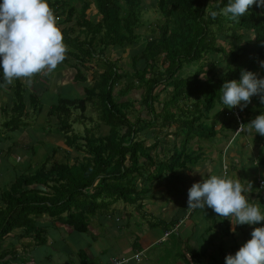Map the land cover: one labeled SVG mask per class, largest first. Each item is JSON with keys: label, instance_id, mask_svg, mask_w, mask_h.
<instances>
[{"label": "trees", "instance_id": "1", "mask_svg": "<svg viewBox=\"0 0 264 264\" xmlns=\"http://www.w3.org/2000/svg\"><path fill=\"white\" fill-rule=\"evenodd\" d=\"M227 2L156 0L161 18L156 35L145 40L139 55L132 56L128 74L107 59L105 52L139 41L137 29L143 23L140 0H48L59 17L58 27L68 47L63 62L75 71L74 81L86 82L81 69H88L86 64L91 59H99L104 69L95 74L92 86L83 88V98H58L48 109L47 118L55 120L66 147L83 154L82 158L71 165L67 161L51 163L52 150L39 165L26 166L1 191L0 248L16 230L20 231L18 239L32 238L36 246L44 245L47 230L38 221L44 216L86 234L90 218L107 212L112 204L121 201L140 210V201L154 183L195 169L203 157L196 141H212L219 133L209 121L212 116L230 115L236 124L234 110L221 102L223 83L238 81L241 70L264 77L260 67L264 61V7L253 5L235 22L221 12ZM92 5L97 20L87 15ZM212 11L218 13L215 18ZM219 40L226 41L228 48ZM215 55L228 60L224 67L217 66ZM138 60L143 62L142 68L137 67ZM197 63L191 76L179 74L185 65ZM1 85H6L3 75ZM161 85L166 95L159 101L154 92ZM138 87L144 90L139 107L145 114L139 112L131 122L128 115L135 102L128 96ZM8 88L11 106L2 112L9 114V119L1 123V130L15 132L27 125L29 110L40 113L42 104L36 95L27 94L21 80ZM89 104L108 128L106 134H96L88 127L84 135L74 131L73 124H82ZM74 110H79L77 116ZM237 111L241 122L247 124L264 113V105L254 96L243 111ZM224 124L221 128L230 130L231 122ZM172 128L174 131L168 133ZM162 134L172 136V142L161 139ZM253 134L264 146V136ZM148 138H153L150 145H146ZM257 160L264 166V151ZM156 225L169 226L161 221ZM8 254L16 256L14 251H3L0 260ZM195 256L198 258V253Z\"/></svg>", "mask_w": 264, "mask_h": 264}, {"label": "rangeland", "instance_id": "2", "mask_svg": "<svg viewBox=\"0 0 264 264\" xmlns=\"http://www.w3.org/2000/svg\"><path fill=\"white\" fill-rule=\"evenodd\" d=\"M141 2V16H142V26L137 29V32L140 36L139 41L132 46H124V47H112L109 48L106 53V58L112 62H115L117 67L121 69V71L126 72L128 74L131 73L132 70V56L139 55L140 51L143 48V44L145 40L150 37H154L156 34L154 31L156 30V25L161 18L156 9V0H140ZM87 15L91 20H97L99 18L96 10L93 5L90 7L89 11H87ZM218 43L222 44L225 48L227 47L226 41L219 40ZM223 56H216L215 61L217 62V66L220 68L221 66H225L228 62L227 59H224ZM209 58V57H208ZM208 61V60H207ZM138 60L137 67L142 68L143 62ZM89 68L81 69L82 74L86 76V82H75L74 75L75 71L67 66L64 62H62L52 74L45 75L39 74L36 75L32 84H27L24 80L23 83L27 88V94L31 93L36 95L42 104V111L40 113H33L32 110H29V116L25 120L27 125L23 126L20 130L15 132H5L1 130V123L7 119H9V114H5L2 112L3 108H9L11 106V92L8 86L10 85H1L0 86V132H2V142H0V194L1 191L6 189L9 184H11L14 179L20 175L22 172L26 170V166H33V168L39 165L47 155L51 154V151L54 150L52 154V161L56 162H64L67 161L70 165L73 164L76 160L82 158L80 152L69 149L64 144V140L61 134L56 131V125L54 119L47 118V111L52 104H55L58 98L67 97V98H83L85 96L84 89L85 87L92 86L94 84L93 78L95 74L101 73L104 69L102 62L97 59H91L86 64ZM199 66V63L192 65H185L179 74L183 77H189ZM2 74V69H0V76ZM150 73L146 77H149ZM137 85V83H135ZM163 86H159V88L155 89L154 94L158 95L159 101H162L166 95V91L162 92L161 89ZM144 90L136 88L133 92L128 96V98H132L134 103L133 110L130 111L128 115L131 122H134L139 112H142V115L145 114V110L139 107V102L141 96H143ZM159 101L157 103H159ZM253 102V101H252ZM158 104H155V106ZM29 105L27 104V109ZM233 110H240L238 107L233 108ZM232 110V111H233ZM241 111V110H240ZM239 112V111H237ZM74 115L79 114V110H74ZM215 111L211 113L214 115ZM230 115L226 117L219 116L215 118L212 116L210 119V123L215 125V129L219 131L217 137L212 141H196V145L201 148L203 153V157L199 164L195 167L193 171L189 172H176L173 176L164 177L159 182L153 184L155 186H159L161 184L174 183L178 182V184L188 185L193 181L199 182L202 177H207L212 174H221L224 171V167H227V172L230 176H234L235 174L239 179L246 182H250L252 189L248 193V198L250 201H260V199H264L256 193L258 188L254 187L256 184L257 178L261 174L264 176V169L259 167L258 165H254L253 162L258 159L259 156L263 154V146L259 144L258 140L253 133L249 134L246 131H241L234 139L233 136L236 132V124L234 120L229 119ZM229 119L231 121L230 130H226L221 128V123H224ZM228 121V120H227ZM88 127L92 129L96 134H106L108 128L103 125V123L99 120L98 113L93 106H89L85 112V118L82 121V124H73L74 131L79 135H84V128ZM174 129L167 130L168 133L173 132ZM222 131V132H221ZM161 135V139L166 141L167 143H171L173 140L172 136H163ZM233 141H232V140ZM229 141L232 143L229 144ZM153 142V138L146 139V145H150ZM197 148V147H196ZM233 148L232 152H229L230 149ZM227 151V152H226ZM224 152L228 155L225 156ZM159 155L161 153L159 150L157 151ZM224 154V158H223ZM221 160V161H220ZM225 160V161H224ZM218 162H222L218 165ZM194 173V174H193ZM152 185V186H153ZM189 186V185H188ZM247 186V185H246ZM153 187H151L152 189ZM155 188V187H154ZM172 191V190H171ZM188 191V190H187ZM161 193H165L166 191H160ZM156 194L158 192H155ZM183 193V189L180 191H175L173 196L175 198L178 197V200H183L184 207L180 209L178 215L181 216L186 213L187 210V193ZM160 197L158 195H154L152 192L146 196V199H156ZM264 197V196H263ZM144 200V199H143ZM142 201V200H141ZM140 201V202H141ZM120 208L118 211L113 213L112 218V228L109 227L111 225L110 221L106 222L105 231L102 233V236H107V232H112L113 237H120L121 233L125 232V229L122 227V223H115V218L118 215H122L127 211V209L132 208V212H136V207L130 206L127 203L120 202ZM141 205V203H140ZM142 208V205H141ZM140 208V210H141ZM210 208L205 206L203 210L196 209L191 216V220L196 224L193 232L187 231L182 232L183 235L179 236V233H173L170 237L165 238L164 242L161 244H155L150 249H194L197 250L201 256L199 261L202 264H225V256L228 254H235V252L245 243L248 239L251 238L250 233L254 227H259V225H243L236 226L235 233L231 231L232 225L227 219H224L225 224L221 226V223L218 222L216 225H212L211 228L214 232L216 229L222 230L225 226L229 227L230 234L223 235L222 233H218L214 236V242L211 241V236L213 233L211 231H205L208 226V220ZM262 211L263 208H262ZM212 218H215L216 214L211 210L210 213ZM158 216V215H157ZM148 216H145L144 222L147 229L148 227ZM220 218V217H219ZM156 221V218H154ZM197 221V223H196ZM220 221V220H219ZM54 222V221H53ZM49 222L45 225L47 226V244L31 247L27 249V257L22 256L21 254L16 253V258L12 255H9L4 259V262L0 261V264H26L32 263L31 258L34 256L36 264H44L39 258V255H43L42 251H51L52 249H58L61 247L62 242L61 239L69 238L68 234L64 232V229H69L72 232L71 241L77 242L78 239L80 241L87 239V236L84 234H79L78 232L73 231L68 226H64L63 224L58 222ZM113 223L116 225L113 226ZM264 224V222L262 223ZM151 229V228H150ZM218 229V230H219ZM161 231V230H160ZM19 234L18 230L14 231L13 234H10L7 237L4 244H2L0 248V252L3 251H15L17 249H25L22 243H18L16 240V235ZM177 234V235H176ZM186 237H190V240L186 243ZM31 242L33 241L32 238ZM115 239V238H114ZM29 240V241H30ZM117 249H123L126 246L125 242L127 241L126 235H122L120 238L115 239ZM28 242V241H27ZM213 242V244L211 243ZM217 242H221V245L217 244ZM34 243V241H33ZM111 243L110 239L107 241L101 240L99 242V247L106 249ZM131 245V241H129ZM25 245L27 243H24ZM35 244V243H34ZM214 249H218L220 247V251H213L212 254L204 255L205 250L210 246ZM130 245L126 246V249H130ZM31 249V250H30ZM32 249H36V253L32 254ZM163 253L165 256L166 264H172L173 261L177 260V255H173L171 251ZM180 255L183 254V251L179 252ZM198 257V258H199ZM198 261H195L196 264H201ZM34 264V263H33Z\"/></svg>", "mask_w": 264, "mask_h": 264}, {"label": "clouds", "instance_id": "3", "mask_svg": "<svg viewBox=\"0 0 264 264\" xmlns=\"http://www.w3.org/2000/svg\"><path fill=\"white\" fill-rule=\"evenodd\" d=\"M253 5L264 7V0H228L221 12L239 22ZM217 14L211 12L213 18ZM58 21L48 0H0V69L6 85L16 80L31 85L36 75L52 74L66 59L68 47ZM260 67L264 68V61ZM219 91L221 102L228 109L238 107L243 111L254 96L264 105V77L258 78L252 71L241 70L238 81L224 82ZM238 131L264 136V113L241 124ZM253 164L258 165L259 161ZM251 189L250 182H242L236 174L230 176L225 169L191 185L187 209L203 210L207 206L218 217L227 219L235 233L236 226H253L264 221L262 206L248 198ZM250 236L234 255L225 256V264H264V226L254 227Z\"/></svg>", "mask_w": 264, "mask_h": 264}, {"label": "crops", "instance_id": "4", "mask_svg": "<svg viewBox=\"0 0 264 264\" xmlns=\"http://www.w3.org/2000/svg\"><path fill=\"white\" fill-rule=\"evenodd\" d=\"M227 120L231 122L229 119ZM232 141H229V144L232 143ZM232 151L233 148L230 149L229 152ZM263 151H264V146H263ZM226 152H224L225 156L227 155ZM224 154H223V158H224ZM227 160H228V155H227ZM218 163H219L218 165H220L222 162H218ZM258 166L264 169V166L260 164H258ZM259 178L264 179V176L260 174ZM193 183H195V181L188 184L189 186L188 185L181 186L180 184H178V182H174L172 184L165 183L159 186L153 185L151 192L154 195H158L160 197L151 200L145 198L140 202L142 205L141 210L135 208L137 213L133 214L132 208H130L127 209V211L123 214V216L118 215L115 218V223L116 224L122 223V227L125 229V232L121 234L126 235L127 237V241L125 242L126 246H129L130 245L129 241H131L130 249H126V246L123 247V249H119V247L117 249L118 245L115 243L116 242L115 239L120 238L122 235H120V237H113L112 232H109V234L107 232L106 237L102 236V238H100L102 233L106 230L105 229L106 222L110 221L111 225H109V227L112 228V218L114 217L113 213L115 211H118L121 204L120 203L121 201H118L112 204L107 212L96 214L94 217L90 218L88 232L84 234L87 236V239L82 241L78 239L77 242H73L70 240V238L72 237V232H70L69 229L65 228L64 232L68 234L69 238L61 239L62 245L58 249H52L49 252L42 251L43 255H39V258L42 262H44V264H111L114 261L119 262V264H166L165 256L163 255V253L166 254L165 252L167 250V251H171V253H173L174 256L177 255L176 257L177 260L173 261L172 259V264H196L195 261L200 262L199 261L200 257L196 258L195 255L198 253V255L201 256V254L194 249H187L185 247L184 249H150L155 244L163 243L165 238L170 237L173 233H177V234L179 233V236H181L183 235L182 232H185V234L187 233V231L193 232L196 224L191 220L192 219L191 216L193 212H195L196 210L187 209L185 214L179 216L178 213L180 209L184 207V203L183 200L182 201L180 200L179 202L178 197L175 198L173 196L175 191H180L181 189H183V193L179 195L182 197L184 193H187V190L191 187ZM254 187L256 188V184ZM160 191H166V192L163 194ZM155 192L158 193L156 194ZM256 193L258 195L260 194L259 191L257 190ZM258 202L264 210V199H260V201ZM133 206L135 207V205ZM211 210L212 209H210L209 211L210 219L208 220V226L205 229V231H211V233H213L211 236V241H213L215 235H217L219 238L218 233H222L223 235L225 234L229 235L230 231L226 232V230L229 229L228 226H225L223 230L222 227H220V229L218 227L219 230L216 229V232L213 231V229L211 228L212 225H216L218 222H220L222 226L223 224H225V221L224 219L219 218L217 214L215 218H212L210 215ZM145 216H148L147 219H149L148 221L149 229H147V227H144ZM154 218H156V221H154ZM38 221L39 224L43 225L46 228V230L48 228L45 224L49 222H53L50 218L45 216L39 219ZM160 221L164 222L166 225L169 224V226L163 227L162 225L161 226L156 225V223ZM263 222L264 221H262L260 225L259 224L257 225H259V227L261 225L264 226V224H262ZM115 223H113V226L116 225ZM18 232L20 231L18 230ZM46 235H47V231L45 232V238ZM17 236L18 233L16 235V240H18V243H22L25 249H17V252L15 250L14 253H18L24 257H27V249L31 247H36V245L33 243V241L31 242L30 239H29L30 241L25 237L18 239ZM109 239L111 243L109 244L108 248L103 249L98 246L101 240L107 241ZM189 240L190 237L189 238L186 237V243ZM213 242L211 243L213 244ZM24 243L27 244L25 245ZM45 244H47V239ZM212 244L211 247L209 246L208 249L205 250L204 255L212 254L213 251H220V248H222L220 247L218 249H214L212 247ZM217 244L221 245V242H217ZM32 250H33L32 254L36 253V249H32ZM181 251H183L182 255L179 254V252ZM136 255H138L137 256L138 260L135 259ZM4 259L0 261L5 263ZM31 260L32 263H26V264H33V263L36 264L34 256L31 258Z\"/></svg>", "mask_w": 264, "mask_h": 264}, {"label": "built area", "instance_id": "5", "mask_svg": "<svg viewBox=\"0 0 264 264\" xmlns=\"http://www.w3.org/2000/svg\"><path fill=\"white\" fill-rule=\"evenodd\" d=\"M234 117L236 119V124H237V128H236V131L239 129L240 125L243 124L239 118V112H237L236 110L234 111ZM239 132L241 131H238V132H235V135H237ZM227 169V167L225 166L224 167V170ZM256 186L258 188V191L260 193V195L263 197L264 196V179L263 178H258L256 180ZM138 255L135 256V259L138 260ZM111 264H119V262H116L114 261L113 263Z\"/></svg>", "mask_w": 264, "mask_h": 264}, {"label": "water", "instance_id": "6", "mask_svg": "<svg viewBox=\"0 0 264 264\" xmlns=\"http://www.w3.org/2000/svg\"><path fill=\"white\" fill-rule=\"evenodd\" d=\"M34 188H37L39 190H43L42 186H35Z\"/></svg>", "mask_w": 264, "mask_h": 264}]
</instances>
